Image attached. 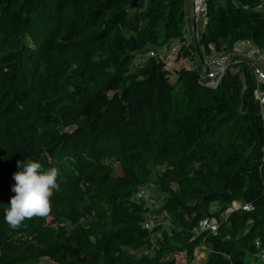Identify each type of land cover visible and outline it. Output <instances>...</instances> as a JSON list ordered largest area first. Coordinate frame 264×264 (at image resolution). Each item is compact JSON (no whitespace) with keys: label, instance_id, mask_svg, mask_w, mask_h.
<instances>
[{"label":"trees","instance_id":"obj_1","mask_svg":"<svg viewBox=\"0 0 264 264\" xmlns=\"http://www.w3.org/2000/svg\"><path fill=\"white\" fill-rule=\"evenodd\" d=\"M263 1L207 0L206 25L186 47L227 51L249 39L264 51ZM131 2L0 0V264H176L159 255L143 201L131 199L150 175L168 177L161 167L170 162L193 167L171 177L177 189L164 206L173 223L180 209L193 214L187 226L209 251L203 264H250L255 240L264 247V102L253 63L228 68L215 88L196 81L197 68L172 82L159 55L132 66L136 53L155 49L140 50L139 37L186 44L189 1ZM112 157L117 176L104 164ZM26 159H56L59 208L72 228L45 217L18 230L6 224L13 173ZM233 201L253 209L230 215L215 235L193 233ZM247 215L249 230L235 236ZM196 240L186 242L190 254Z\"/></svg>","mask_w":264,"mask_h":264},{"label":"rangeland","instance_id":"obj_2","mask_svg":"<svg viewBox=\"0 0 264 264\" xmlns=\"http://www.w3.org/2000/svg\"><path fill=\"white\" fill-rule=\"evenodd\" d=\"M258 8L264 11V1L259 4ZM130 29L136 31V26H130ZM138 41L140 50L150 46L158 50V57L164 61L163 69L165 70L166 76L172 82H178L177 75L182 68H186L188 65H191V68H195L192 61L196 59L197 52H194L190 46L189 48L186 47L187 45L184 43V45L179 44V46H177L176 43L157 44L156 42H151L149 38L145 37H139ZM73 59L74 56H68L65 59H62V61L65 65L74 67L73 63H71ZM19 114L21 115L20 121L23 123L25 114L23 111ZM55 162L56 159L52 163L48 160L47 162H44L42 166L44 169L55 167ZM104 164L110 167L108 172L111 176H117L120 173V166L113 157L105 159ZM161 169L168 173V177L160 178L154 174L150 175L146 180L148 186L147 196L142 200V204L146 209V216L151 219L152 223V240L156 241V244L153 243V245H157L156 247L158 248V253L161 257H174L176 264H203L209 256V251L208 247L203 244L201 240H196L195 236L191 233L187 226V223L193 214L180 209V216H175L176 221L174 223L173 216L168 211L167 216L161 215V213L166 209L164 206L165 202L171 198L172 192L177 189V185L173 180H171V177L178 173L190 174L193 172V167H181L176 162H170L163 165ZM60 175H62L61 172L57 178V183L61 186V182L59 180ZM58 189L53 191V195L50 198L52 210L50 214L44 218L45 224L54 226L62 225L67 228H72L70 222L64 219L61 214L57 198ZM103 206H106L104 202ZM211 210H214V208ZM88 220H91V217L88 218ZM252 220L253 218L251 215L245 216L235 236L238 237L247 232ZM194 239L197 241V244L193 247L192 253L190 254L186 248V242ZM29 264L55 263L47 258H39L33 260ZM253 264H255L254 261Z\"/></svg>","mask_w":264,"mask_h":264},{"label":"built area","instance_id":"obj_3","mask_svg":"<svg viewBox=\"0 0 264 264\" xmlns=\"http://www.w3.org/2000/svg\"><path fill=\"white\" fill-rule=\"evenodd\" d=\"M188 1L190 11L189 16L186 15V20L190 17L191 21L194 23V28L195 31H197V34L194 35V41L191 42H196L207 22V0ZM209 48V51H205L204 48H201L196 54V61L199 62V75L203 73V76L200 79H205V82L208 85L214 86L219 83L228 68L233 67L242 61H250L254 66L253 74L257 83L254 91L255 97L259 103H263L264 93L261 84L264 82V68L259 64H262L264 61V51L254 45L249 39L236 40L227 51H217L213 46H210ZM157 52L158 51L155 49H149L144 53H136L133 57L132 66H139L140 61L148 56H157ZM199 80L196 81L199 82ZM147 190V183L139 185L131 199L135 202L142 201L147 196ZM252 209L253 206L250 203L233 201L224 207L218 215L207 216L200 219L197 225L193 228V233L198 235L206 232L215 235L218 232L221 223L225 222L230 215L240 210L250 211ZM161 215L167 216L166 211H163ZM144 227L146 229L152 228L151 219L147 218ZM255 245L257 249L253 253V260L250 264H253V261L255 264H264V247H262L261 242L258 239L255 240Z\"/></svg>","mask_w":264,"mask_h":264},{"label":"clouds","instance_id":"obj_4","mask_svg":"<svg viewBox=\"0 0 264 264\" xmlns=\"http://www.w3.org/2000/svg\"><path fill=\"white\" fill-rule=\"evenodd\" d=\"M18 171L13 173L15 181L9 206L4 210V221L12 230L20 229L26 220L47 217L51 212L50 198L58 189L59 169H44L32 159L17 161Z\"/></svg>","mask_w":264,"mask_h":264},{"label":"crops","instance_id":"obj_5","mask_svg":"<svg viewBox=\"0 0 264 264\" xmlns=\"http://www.w3.org/2000/svg\"><path fill=\"white\" fill-rule=\"evenodd\" d=\"M189 11H190V9H189V6H188L187 13H186V15H188V16H189ZM195 34H197V31H195L194 23L191 21V18L189 17V18H187V22H186V26H185V34H184V36H185V43H186L185 45H188L189 42L194 41L193 38H194V35ZM176 44H177V46H179V43H176ZM192 63L195 66V68L198 69L199 62H197L196 59H195L194 61H192ZM186 68L187 69H192L191 68V65H188ZM217 207H218V203H213V204L210 205V208L211 209L212 208L215 209Z\"/></svg>","mask_w":264,"mask_h":264},{"label":"water","instance_id":"obj_6","mask_svg":"<svg viewBox=\"0 0 264 264\" xmlns=\"http://www.w3.org/2000/svg\"><path fill=\"white\" fill-rule=\"evenodd\" d=\"M135 5H136V0H132L131 7H134ZM202 76H203V73H201L200 75H198V77L196 78V80H199ZM217 85H218V83L216 85H214V86H208V87L215 88V87H217Z\"/></svg>","mask_w":264,"mask_h":264}]
</instances>
